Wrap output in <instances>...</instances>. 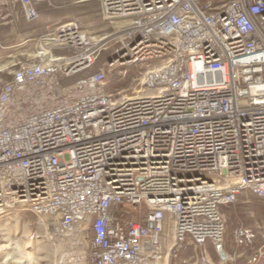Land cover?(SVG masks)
Instances as JSON below:
<instances>
[{
    "label": "built area",
    "instance_id": "built-area-1",
    "mask_svg": "<svg viewBox=\"0 0 264 264\" xmlns=\"http://www.w3.org/2000/svg\"><path fill=\"white\" fill-rule=\"evenodd\" d=\"M15 1L32 20L53 0ZM98 4L124 23L98 39L56 26L44 40L67 53L39 48L0 87V219L29 211L78 247L90 233L88 264H158L168 222L172 258L207 243L221 254L220 208L264 204V0ZM107 48L108 70L66 84ZM116 66L135 97L107 92ZM128 204L145 214L119 213Z\"/></svg>",
    "mask_w": 264,
    "mask_h": 264
},
{
    "label": "rangeland",
    "instance_id": "rangeland-1",
    "mask_svg": "<svg viewBox=\"0 0 264 264\" xmlns=\"http://www.w3.org/2000/svg\"><path fill=\"white\" fill-rule=\"evenodd\" d=\"M76 2L79 1L53 0L51 4L36 5L35 9L39 13V6L42 5L53 9ZM79 3L77 8L80 17L84 20L83 24L88 26L84 31H87L85 33L90 38L98 39L106 36L113 27L122 25L121 22L101 21L98 1L82 0ZM38 15L35 19L28 20L23 17V8L15 0H0V87L10 79L15 66L36 61V54L35 57H21L16 54L17 51H13L22 36L31 34L32 42L28 44L36 45L37 51L39 48H49L51 43L45 41L44 37L55 27L47 31L38 29L35 24ZM92 22L96 24L93 27L89 26ZM65 53H67L66 49ZM108 60L112 61L110 48L101 51L90 69L68 79L66 84L93 74L101 68L105 67L108 70L106 65ZM128 70L126 67L116 66L108 73V83L105 88L115 100L135 97L139 90L137 82L130 79ZM220 210L225 220L224 252L227 258L222 264H264V204L262 201L242 196L232 203L223 205ZM145 211L143 206L138 209L128 204L124 205L119 213L125 212L130 217L138 218L140 215L143 216ZM44 219L25 210L13 211L0 219V264H58L65 261L88 264V250L85 245L91 238V234L89 233L88 239L79 241L83 246L78 247L74 245L73 234L61 236L56 235L51 228L38 227L40 221ZM166 225L163 238L167 235L172 237L171 222ZM168 249L161 243L158 264H173L174 260L170 258V255L168 256ZM202 261V257L199 256L198 264H203ZM219 263L220 260L217 258L215 264Z\"/></svg>",
    "mask_w": 264,
    "mask_h": 264
},
{
    "label": "crops",
    "instance_id": "crops-1",
    "mask_svg": "<svg viewBox=\"0 0 264 264\" xmlns=\"http://www.w3.org/2000/svg\"><path fill=\"white\" fill-rule=\"evenodd\" d=\"M65 2H71V1H77V0H62ZM79 2L82 0H78ZM85 2H90V1H98V0H83ZM79 2L76 3H68L65 4L64 6L60 8H46L43 5L39 6V15L38 19H36L35 24L38 29L41 30H50L60 24L67 23L72 20H77L79 21L84 30L86 27H88L86 24H83L84 20L80 17V13L78 11L79 7ZM39 5V4H38ZM98 6V3H97ZM30 23V22H29ZM95 22H92L89 24V26L93 27L96 24ZM87 32V31H85ZM32 35L31 34H26L21 37V39L16 43L13 51H17L18 56H30V57H35L37 47L36 45H29V42H32ZM50 54L52 56H60L64 55L65 49L58 47L56 45L50 44L49 48ZM243 196H248L250 198L256 199L253 196L249 195H243ZM242 197V196H241ZM172 237L170 235H167L165 238L162 239L161 243L165 246L168 247V256L170 255V248L172 246ZM209 245V247H208ZM215 253V254H214ZM199 256L202 257L203 264H215L217 263V258L220 260L219 264L224 263V260H226V254L225 252L221 254H217L212 245L207 243L199 247L195 246H186L183 250H181L177 256V258H172L170 255V258L174 260L173 264H198V259ZM212 256V258H211Z\"/></svg>",
    "mask_w": 264,
    "mask_h": 264
},
{
    "label": "bare ground",
    "instance_id": "bare-ground-1",
    "mask_svg": "<svg viewBox=\"0 0 264 264\" xmlns=\"http://www.w3.org/2000/svg\"><path fill=\"white\" fill-rule=\"evenodd\" d=\"M122 24L124 23L123 21L121 22ZM120 24V23H119ZM45 219L44 220H41L40 223L38 224V227H47L44 223Z\"/></svg>",
    "mask_w": 264,
    "mask_h": 264
},
{
    "label": "water",
    "instance_id": "water-1",
    "mask_svg": "<svg viewBox=\"0 0 264 264\" xmlns=\"http://www.w3.org/2000/svg\"><path fill=\"white\" fill-rule=\"evenodd\" d=\"M149 227L151 228V224H149Z\"/></svg>",
    "mask_w": 264,
    "mask_h": 264
}]
</instances>
